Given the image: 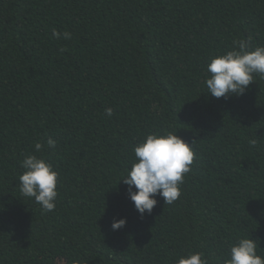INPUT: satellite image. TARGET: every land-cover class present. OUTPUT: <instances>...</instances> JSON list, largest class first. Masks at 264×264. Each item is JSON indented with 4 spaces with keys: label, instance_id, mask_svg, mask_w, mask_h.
<instances>
[{
    "label": "trees",
    "instance_id": "obj_1",
    "mask_svg": "<svg viewBox=\"0 0 264 264\" xmlns=\"http://www.w3.org/2000/svg\"><path fill=\"white\" fill-rule=\"evenodd\" d=\"M234 38L264 45V0H0V264H175L191 250L223 264L240 236L264 249V78L228 98L203 83ZM169 124L194 145L191 171L141 216L121 179ZM49 138L58 196L43 212L18 177Z\"/></svg>",
    "mask_w": 264,
    "mask_h": 264
},
{
    "label": "clouds",
    "instance_id": "obj_2",
    "mask_svg": "<svg viewBox=\"0 0 264 264\" xmlns=\"http://www.w3.org/2000/svg\"><path fill=\"white\" fill-rule=\"evenodd\" d=\"M71 33L61 34L53 30L56 39H70ZM264 78V45L250 48L249 41L233 39L230 50L213 55L207 63L205 79L207 93L214 98L242 96L248 86L255 82V76ZM107 116L113 115L111 108L105 109ZM250 147H259L256 138H250ZM57 141L49 138L46 144L36 142L35 153L25 155L20 162L23 172L19 175L21 196L34 198L43 212H51L56 207L58 196V172L46 161L43 153L47 148H56ZM135 161L125 169L121 179L127 186V194L137 212L143 216L151 213L158 203L156 196L165 204H173L182 194L185 176L191 171L194 160V145L189 144L173 125L146 133L135 145ZM120 180V181H121ZM126 218L114 219L111 228L118 230L125 226ZM257 240L250 236H240L229 246L223 264H264V255ZM214 259L219 261L218 257ZM71 264H77L75 260ZM175 264H211L204 252L191 250L180 256Z\"/></svg>",
    "mask_w": 264,
    "mask_h": 264
}]
</instances>
